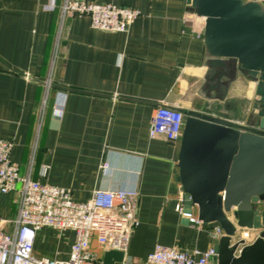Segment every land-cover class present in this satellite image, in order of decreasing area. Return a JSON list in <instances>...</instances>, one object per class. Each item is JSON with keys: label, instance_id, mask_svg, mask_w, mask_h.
<instances>
[{"label": "crops", "instance_id": "1", "mask_svg": "<svg viewBox=\"0 0 264 264\" xmlns=\"http://www.w3.org/2000/svg\"><path fill=\"white\" fill-rule=\"evenodd\" d=\"M62 1L0 0V139L13 141L11 161L27 172L50 81L31 178L70 189L75 202L89 200L96 188H137L139 225L128 249L136 264H144L156 244L187 253L213 248L219 241L213 229L176 211L183 192L181 139L150 138V120L156 107L167 105L245 125L255 84L240 73L227 86L207 79L204 19L185 0H84L140 15L127 33L94 30L87 17H69L54 57ZM13 198L0 194V218L15 217ZM255 210L264 216V201ZM191 214L198 219L196 207ZM262 231L264 223L259 231L240 230L234 242L251 244ZM73 241L72 231L43 228L32 252L39 259H67ZM90 251L101 259L95 234ZM208 264H217L216 257Z\"/></svg>", "mask_w": 264, "mask_h": 264}, {"label": "water", "instance_id": "2", "mask_svg": "<svg viewBox=\"0 0 264 264\" xmlns=\"http://www.w3.org/2000/svg\"><path fill=\"white\" fill-rule=\"evenodd\" d=\"M185 1L204 19L207 79L227 86L240 73L255 84V99L245 125L181 111L185 123L177 166L184 212L196 207L199 221L222 230L213 247L217 264H264V231L251 244L234 242L240 230L259 231L264 223L255 210L264 201V7L258 0ZM122 257L104 251L101 260L118 264Z\"/></svg>", "mask_w": 264, "mask_h": 264}, {"label": "built area", "instance_id": "3", "mask_svg": "<svg viewBox=\"0 0 264 264\" xmlns=\"http://www.w3.org/2000/svg\"><path fill=\"white\" fill-rule=\"evenodd\" d=\"M188 6V5H187ZM190 7V6H189ZM54 9V5H50ZM138 10L111 3H92L84 0H63L59 8L54 57L67 18L87 17L94 30L127 33L139 17ZM50 81L45 84L39 120L32 144L27 172L22 174L12 162L10 154L13 141L0 139V194L12 192L15 206L13 220L0 218V264H104L90 251L91 235L95 234L98 247L104 251L123 253L119 264H135L128 256L130 240L138 227L137 210L139 191L134 189L96 188L89 200L75 202L70 189L42 184L31 178L32 164L37 148L38 131L46 105ZM185 116L174 107L159 105L150 120L149 137L162 136L167 142L181 139ZM108 168L103 162L100 169ZM183 195V192H182ZM176 211L189 222L201 224L198 219L184 212L183 198ZM12 224L6 234L3 227ZM43 228L58 232L72 231L74 241L67 259L35 258L32 255L36 234ZM221 229H213V236L220 238ZM216 257L213 248L207 251L183 252L174 247L156 244L147 255L145 264H208Z\"/></svg>", "mask_w": 264, "mask_h": 264}, {"label": "rangeland", "instance_id": "4", "mask_svg": "<svg viewBox=\"0 0 264 264\" xmlns=\"http://www.w3.org/2000/svg\"><path fill=\"white\" fill-rule=\"evenodd\" d=\"M32 255H33V252H32ZM33 257H34V255H33ZM36 258V257H35ZM39 259V258H38ZM119 264V263H118ZM136 264V263H135ZM144 264H145V262H144Z\"/></svg>", "mask_w": 264, "mask_h": 264}]
</instances>
